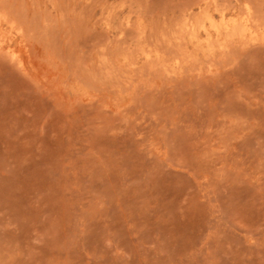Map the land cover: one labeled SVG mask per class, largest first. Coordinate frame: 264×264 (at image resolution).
<instances>
[{
	"label": "rangeland",
	"instance_id": "rangeland-1",
	"mask_svg": "<svg viewBox=\"0 0 264 264\" xmlns=\"http://www.w3.org/2000/svg\"><path fill=\"white\" fill-rule=\"evenodd\" d=\"M0 264H264V0H0Z\"/></svg>",
	"mask_w": 264,
	"mask_h": 264
},
{
	"label": "bare ground",
	"instance_id": "bare-ground-1",
	"mask_svg": "<svg viewBox=\"0 0 264 264\" xmlns=\"http://www.w3.org/2000/svg\"><path fill=\"white\" fill-rule=\"evenodd\" d=\"M14 55V54H13ZM10 57V56H9Z\"/></svg>",
	"mask_w": 264,
	"mask_h": 264
}]
</instances>
